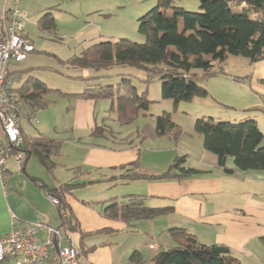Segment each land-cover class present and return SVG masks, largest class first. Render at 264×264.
<instances>
[{
    "label": "crops",
    "instance_id": "0c3cea01",
    "mask_svg": "<svg viewBox=\"0 0 264 264\" xmlns=\"http://www.w3.org/2000/svg\"><path fill=\"white\" fill-rule=\"evenodd\" d=\"M3 6L4 0H0V11ZM11 6L12 2H9ZM26 6L28 2L24 0L18 4L19 9L25 13ZM44 12L38 20L48 13ZM166 14L171 16L172 11L167 10ZM28 21L27 15L26 23ZM24 37L33 45L25 26ZM34 53L35 49L24 62L11 63L8 67L10 89L13 76L23 80L14 90L35 78L31 74L35 68L34 63L27 64L30 55ZM256 64L260 65L259 70L246 79L230 77L224 71L223 75L202 80L200 83L206 88L208 96L189 103H173L172 113L179 114L178 118L171 117L170 108L161 114L168 113L180 128L186 122L193 124V129L196 119L201 117L233 123L252 119L264 135V85L261 83L264 78V62ZM68 100L71 124L66 128L61 127L58 133L64 131L69 135L55 137L62 141V145L54 161L58 159V162L55 161L57 168L68 165L71 176L62 182L56 176V168L48 173L41 166L48 175L54 172L55 176L48 178L43 172L34 173L27 167V160L23 172L14 160L18 170L7 159L6 171L0 180V236L10 231L12 216L21 225L36 222L51 227L61 225L63 220L60 209L52 204L45 189L39 188L31 180L37 179L51 190L65 183L77 185L69 193H64L62 199L68 212L66 220L74 221L77 227L76 231H67V243H73L79 248V264H150L158 251L175 246L172 229H183L206 246L226 248L240 264H264V244L261 240L264 237V171H237L233 160L227 158L225 167L233 170L227 173L217 167V158L204 149L201 137L196 133L192 134L195 140L191 142L182 140L174 144L168 136L149 137L141 141L137 135L133 136L134 132L111 130L106 125L104 112L107 111L101 102L73 98ZM98 103L102 105L103 112L100 118ZM161 114L151 113L149 125H153L154 117ZM262 144L264 146V140ZM177 155H186L187 165L201 173L181 180H131L126 177L135 174L161 175L168 170ZM111 180L124 187L120 188V194H128L127 198L140 196L144 206L147 203L149 206L146 207L164 209L165 213L151 220H138L146 221L144 224L135 223L138 221L126 224L105 218L102 209L113 199L102 197L100 190L102 185ZM87 187L98 188L94 199L75 195V189ZM102 230L111 233H102ZM40 237L44 240V233L41 232ZM127 237L130 240H123ZM141 242L143 245L140 247ZM138 249H142L143 254ZM134 252L138 254L136 262L131 261Z\"/></svg>",
    "mask_w": 264,
    "mask_h": 264
},
{
    "label": "trees",
    "instance_id": "16d2710c",
    "mask_svg": "<svg viewBox=\"0 0 264 264\" xmlns=\"http://www.w3.org/2000/svg\"><path fill=\"white\" fill-rule=\"evenodd\" d=\"M167 10L172 11L171 16L166 14ZM37 27L41 31L54 32L56 23L52 15L46 13L38 20ZM138 31L145 37L142 44H134L125 38L115 42L100 41L90 44L79 55L65 62L72 68L95 72L114 67L134 68L146 75L147 84L160 82L161 99L170 100L175 105L189 103L208 96L200 82L223 75V65L229 55L244 57L251 63L264 61V0H198V12L176 6L175 0H157L156 6L138 19ZM72 78L90 82L94 77ZM261 83L264 85V78ZM10 91L16 92L13 93L22 106L20 108L27 110L23 115L27 120L53 104L48 98L53 92L66 98L109 101L121 124H130L140 115H145L143 112H147L153 103L147 99L146 91L138 92L125 76L121 77L116 89L98 82L87 83L79 94L52 91L35 78L27 80L21 88ZM194 132L201 137L204 149L217 158V167L225 172L233 171L225 167L227 158L233 160L237 171H264V135L252 119L233 123L201 117L194 123ZM136 133L141 141L149 137L168 136L177 142L183 131L168 113H163L154 117L153 125L144 126ZM61 145V140L41 134L30 138L24 136L22 150L25 161L33 156L46 172L51 173L57 167L54 158L59 156ZM24 165L21 168L23 172ZM200 173L187 165L186 155H177L161 175L135 174L126 177L131 180H181ZM31 180L58 199L60 212L67 216L62 198L64 193H69L77 185L65 183L51 190L40 180ZM143 201L140 196H129L119 203L113 199L103 207L102 215L130 224L154 219L166 211L146 207ZM58 228L77 230L75 222L70 219L62 221ZM101 232L111 233L108 230ZM171 235L175 246L158 251L150 264H240L228 250L225 254L213 253L212 248L219 246H206L183 229H172ZM261 240L264 244V237ZM137 257L138 254L134 252L131 261L136 262Z\"/></svg>",
    "mask_w": 264,
    "mask_h": 264
},
{
    "label": "rangeland",
    "instance_id": "374dc122",
    "mask_svg": "<svg viewBox=\"0 0 264 264\" xmlns=\"http://www.w3.org/2000/svg\"><path fill=\"white\" fill-rule=\"evenodd\" d=\"M24 1L28 2V6L24 9L29 17V21L25 24V30L28 37L33 42L36 52L30 55L27 64L30 65L34 63L33 67L35 68L31 71V74L43 82L48 89L63 94H76L82 92L87 83L96 82L104 86H112L113 89H116L121 77H128L138 92H147L148 89L147 99L152 102L154 101L149 105L150 111L143 112V114L147 116L140 115L130 124H121L117 120L116 110L111 109L110 102H99L104 105L105 110L107 111L104 112L106 125H108V127L114 132H134V137H136L137 131H140L144 126L149 125L151 122L149 115L151 113L161 114L164 110L170 108L171 117L176 119L178 118L177 116H180L179 114L172 113V101L167 102L161 99L160 82L155 81L147 84L145 82L146 75L134 68L114 67L108 70L95 72L89 69L72 68L65 62L70 57L79 55L82 50L90 44L98 43L100 41L109 40L115 42L119 39L125 38L134 44L144 43L145 37L138 31V19L155 7L157 0ZM175 5L189 12H198V0H175ZM45 8H47V10L44 12ZM43 12L50 13L55 20L56 30L54 32L41 31L36 27L40 14ZM258 64H253L248 59L241 56L229 55L223 66L226 75L246 79L251 73H257L260 66ZM80 76H91L94 78L91 79L90 82L72 78ZM23 78L24 77H21V79ZM11 82L12 89H16L22 84L23 80H17V77L13 76ZM49 96L50 100L53 101V104L49 107L37 112L32 116L31 120H27L26 116H22L21 126L26 138L34 137L40 133L49 138H63L66 136V132L63 131L62 133H58V131H60L61 127L66 128L71 124L68 114L69 100L65 96H61L56 92L51 93ZM196 99L201 100L203 98ZM102 105L98 103V118L103 115L101 108ZM22 110L23 114H26L27 110ZM181 119L183 118L181 117ZM123 127L124 129L127 127V129L124 130ZM192 127L193 124L185 122L183 126H181L183 134L177 141L181 142L182 140H189L191 142V140H195V137H192V134H195ZM173 143L176 144V142ZM66 157L67 156H65L64 159H66ZM55 161L58 162V159H55ZM8 162L14 165L11 157L8 158ZM27 162V167L29 169L31 168L34 173L42 174L43 172V175L45 174L48 178L55 176L54 172L51 175H48L40 167L35 157H29ZM10 167L13 166L10 165ZM58 167L59 168L56 167V176L59 177L58 180L60 179L62 182H65L70 178L71 171L68 170V165L66 164L62 167ZM46 181L48 182L49 179H46ZM120 188L124 187L111 180L109 183H106V185H102L100 193L103 195L102 197H107L106 199H116L118 202H121L127 199L126 195L128 194H120ZM74 191L75 195L79 198L86 197V199H94L93 197H95L94 195L95 192L98 191V188L94 187L91 189V187H87L75 189ZM145 205L149 206L147 203H145ZM144 222L146 221H138L135 223L144 224ZM120 238L122 240V236ZM120 238L118 241H120ZM128 238L129 237L123 240H130ZM142 243L143 242H141L140 247L143 245ZM138 250L143 254L142 249Z\"/></svg>",
    "mask_w": 264,
    "mask_h": 264
},
{
    "label": "built area",
    "instance_id": "2783aa9c",
    "mask_svg": "<svg viewBox=\"0 0 264 264\" xmlns=\"http://www.w3.org/2000/svg\"><path fill=\"white\" fill-rule=\"evenodd\" d=\"M20 1L4 0L0 11V180L9 157L20 168L25 162L22 111L7 79L10 63H22L34 51L33 45L24 37L27 15L19 9ZM9 2H12L11 7ZM48 197L54 206L59 207L58 199L50 194ZM61 219L66 220L65 213H61ZM41 232L44 240L40 237ZM67 242L64 229L40 222L21 225L12 216L10 231L0 236V264H79V248Z\"/></svg>",
    "mask_w": 264,
    "mask_h": 264
},
{
    "label": "water",
    "instance_id": "95a60500",
    "mask_svg": "<svg viewBox=\"0 0 264 264\" xmlns=\"http://www.w3.org/2000/svg\"><path fill=\"white\" fill-rule=\"evenodd\" d=\"M211 251L216 254H225L227 252V249L223 247H215V248H212Z\"/></svg>",
    "mask_w": 264,
    "mask_h": 264
}]
</instances>
